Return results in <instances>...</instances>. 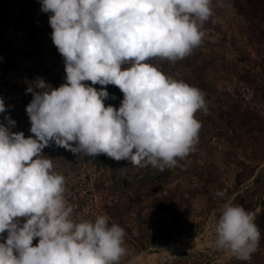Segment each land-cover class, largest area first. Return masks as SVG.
I'll use <instances>...</instances> for the list:
<instances>
[{"label": "clouds", "instance_id": "1", "mask_svg": "<svg viewBox=\"0 0 264 264\" xmlns=\"http://www.w3.org/2000/svg\"><path fill=\"white\" fill-rule=\"evenodd\" d=\"M39 3L49 14L65 83L53 88L37 77L26 89L33 135L12 131L10 115L0 123V264H120L127 255L125 229L106 213L75 219L66 178L43 149L55 144L81 157L106 154L159 171L180 166L199 142L196 113H207L206 94L157 62L175 64L203 43L205 23L218 22L213 0ZM216 6L230 5L217 0ZM108 85L123 94L118 108L105 106ZM7 111L0 98V113ZM255 217L226 200L212 216L216 249L251 260L261 240Z\"/></svg>", "mask_w": 264, "mask_h": 264}, {"label": "rangeland", "instance_id": "2", "mask_svg": "<svg viewBox=\"0 0 264 264\" xmlns=\"http://www.w3.org/2000/svg\"><path fill=\"white\" fill-rule=\"evenodd\" d=\"M225 2L230 6L220 8L213 0L218 22L205 23L208 37L191 55L175 64L157 62L206 94L207 113H196L199 142L180 166L159 171L106 154L81 157L55 144L43 149L66 178L75 219L106 213L125 229L127 255L120 264H264V0ZM48 15L39 0H0V66L14 65L0 72L8 109L0 123L10 115L12 131L25 138L33 135L26 89L37 77L53 88L65 83ZM106 90L105 106L118 108L122 92L114 85ZM145 176L150 180L143 183ZM218 190L226 196L217 197ZM228 199L256 213L261 240L249 261L216 249L212 216Z\"/></svg>", "mask_w": 264, "mask_h": 264}, {"label": "trees", "instance_id": "3", "mask_svg": "<svg viewBox=\"0 0 264 264\" xmlns=\"http://www.w3.org/2000/svg\"><path fill=\"white\" fill-rule=\"evenodd\" d=\"M56 54V53H55ZM9 69L10 68H13L14 67V65H12V64H9V66H7ZM6 67V68H7ZM4 66H0V72L1 73H4L5 72V70L4 69H6ZM4 70V71H3ZM164 72V71H163ZM167 74V73H166ZM258 158H261V156H259ZM164 171H168V169L166 168ZM150 180V177H148V176H145V178H143V179H141V181H143V183H145L146 181H149ZM124 182H125V180H124Z\"/></svg>", "mask_w": 264, "mask_h": 264}, {"label": "water", "instance_id": "4", "mask_svg": "<svg viewBox=\"0 0 264 264\" xmlns=\"http://www.w3.org/2000/svg\"><path fill=\"white\" fill-rule=\"evenodd\" d=\"M256 218H257V216H256ZM168 253V252H167ZM156 255H152V257H155Z\"/></svg>", "mask_w": 264, "mask_h": 264}]
</instances>
